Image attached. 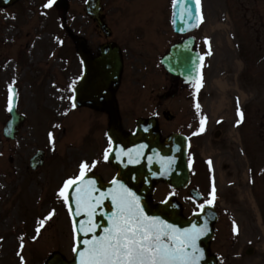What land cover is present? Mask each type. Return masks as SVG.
Here are the masks:
<instances>
[{"label":"rangeland","instance_id":"rangeland-1","mask_svg":"<svg viewBox=\"0 0 264 264\" xmlns=\"http://www.w3.org/2000/svg\"><path fill=\"white\" fill-rule=\"evenodd\" d=\"M26 1L32 4L35 1L41 3V0ZM68 1L72 8L73 0ZM77 1L81 4L82 0H75V4ZM27 2L14 4L11 6L13 8L11 11L6 9L4 11L0 8V94L3 91L2 87L7 94L9 86H15L19 91L20 101H22L21 110L31 117L33 122V125L26 124L27 126L20 129L17 141L7 140L2 134L5 121L2 113L7 106V96L6 98L0 97V264H25V260L32 264H39V262L44 264L53 251H60L69 258L73 255L71 218L63 198L58 195L61 188L59 176V173H62L61 170L57 169L56 172L49 175L33 173L31 179L23 178L21 175L19 182L16 181L17 175L15 176L17 170L12 171V166L18 167L19 162L25 159H20L21 157L33 154L41 144L39 135H45L43 130H46L44 131L46 133L54 130L55 121L58 119L56 116L47 119L46 108L41 104L38 106L34 101V98L37 97V87L32 89L29 83L37 84L42 80L38 86L45 87L48 82H53L65 87L64 75L69 76L67 80L70 81V74L73 73V70L72 73L71 70H65V66L68 65L65 59L57 61L60 68L63 66L61 70L64 74L60 72L56 64L57 58L63 57L67 50L64 51V47H60V12L58 15L56 14L59 10L56 11L54 7H51L47 11L43 6L45 7L48 2H45L43 6H28ZM148 4L144 0H111L108 10L111 20H142L146 22V20L156 17L153 7ZM21 6L26 7L30 16L34 14L32 20H29V13L27 14V11L24 10L14 19L15 23L7 21L13 13H18ZM156 7L160 11L159 7ZM213 11L214 7L210 14L212 20H206V31L211 35L209 42L212 52L208 55L209 60L200 97L195 99L193 91L196 90L192 89L184 91L175 101L173 99L156 100L159 101V111H168L173 114V120L170 123H166L164 116H161L163 124L169 126L167 129H177L187 134L193 142L192 150L200 160V163L194 167L197 176H200L199 178L194 174L195 184L199 186L200 190L202 186L206 193L203 190L201 192L205 195L208 194L207 199H210V192L206 191L210 185L207 179L210 178L213 184L214 178L216 187L214 204L220 210H224L222 224L227 228L233 222L243 225V232L246 231V235L250 236L252 244L255 245L259 241L257 244L258 253L253 254L251 258L256 264H263L256 254L261 253L264 259V223L261 222L255 203L256 197L253 194L256 185L251 186L250 161L254 160L255 153L258 160L264 161V20L257 19L252 14H249L247 19L243 13L239 12L236 16H239L241 21L226 20L231 24L230 38L227 30L224 31L216 27L221 20H215L217 16ZM71 14L72 10L68 11V20H72ZM223 15H226V10ZM161 21L169 22V20ZM226 21L223 22L226 24ZM8 24L14 25V34L18 33L14 37L9 35L13 41H9L4 34ZM228 29H230V25ZM232 40L236 47H233ZM135 42L137 41H134L131 48L137 50L139 54L144 51L143 47L139 48V45L144 43L148 45V50H158L157 48H159L157 42L152 43L145 40L140 44ZM236 50L238 55H236ZM10 59L15 62L13 72L7 67ZM132 72L133 77L138 73L133 70ZM42 74H44L43 78ZM147 78L149 84L145 85L144 89L139 85V90L136 93L141 112H143L144 104L148 103L147 106H150V102L154 103L152 98H155L156 92L159 91V88L156 87L162 84L159 82L156 85V77L153 74ZM217 79L228 81L234 92H232V97L231 93L226 94L230 108L215 116L210 105L213 102L217 103L223 96L215 83ZM27 84L29 85L27 86ZM59 86L54 87V90L56 89L55 91L59 93L57 95L59 103L65 106L69 93L67 87L60 88ZM239 88L246 92L244 99L239 97ZM44 98L45 96L40 95L36 101H42ZM233 98L237 101V108L233 105ZM196 103L200 104L199 110L195 107ZM52 108L55 112L62 109L58 105ZM153 108L150 106V112L153 111ZM33 110L36 113H33ZM67 110L66 108L62 110L60 118L63 120V125L57 127L59 143L56 142L55 146L59 148L76 144L75 139L78 134L87 128L85 122H82L80 126L73 125V120L81 115L66 114ZM239 111L243 112L242 120L238 114ZM201 115L207 117L205 131L202 133L199 132ZM238 120L241 121L239 124H237ZM40 131L42 133H39ZM82 144L79 145L78 150ZM23 151L27 152L23 153ZM9 156H13L14 163L9 161ZM209 160L212 161L211 165L208 163ZM46 169L49 170V166L45 168V172H47ZM13 179L15 184L12 196L7 201ZM38 181L41 187L37 184ZM260 181L263 182V179ZM170 194L177 197L185 214L199 209V205L191 200L188 190H173L165 184L157 186L153 199L154 201L164 200ZM262 202L264 206V199ZM53 210L54 214L51 219H45ZM41 220L45 221L43 227H40ZM38 227L40 228L39 233H37ZM23 230L27 235L29 232V236H25L22 233ZM19 232H21L20 241ZM21 237L25 246L22 249L19 245ZM233 242V245H237L236 241L233 240ZM222 244L228 245V241L222 242ZM17 256L18 258H16ZM21 256L23 260H21ZM19 259L20 261H18Z\"/></svg>","mask_w":264,"mask_h":264},{"label":"snow or ice","instance_id":"snow-or-ice-1","mask_svg":"<svg viewBox=\"0 0 264 264\" xmlns=\"http://www.w3.org/2000/svg\"><path fill=\"white\" fill-rule=\"evenodd\" d=\"M53 3L54 0H48L45 7L50 8ZM175 5L176 0H174L173 7ZM196 8L199 12L200 0H196ZM182 11L191 16L190 7H186ZM181 18L183 19V16ZM195 19L201 21L202 14L197 15ZM209 54H211L210 51ZM199 59L203 61L204 57L201 56ZM191 79L198 92L203 84L202 75L199 78L194 76ZM9 88L8 107L11 111V85ZM195 107L199 110L200 104L196 103ZM238 114L242 120L243 112L239 111ZM206 120L207 117H202L200 120V133L205 131ZM240 122L238 120L237 124ZM49 136L51 138L52 134L49 133ZM144 147L146 146L140 145L136 149L128 151L121 148L116 153V159L119 160L121 156H126L129 164L138 163L141 149ZM103 159L105 161L109 159L108 150H105ZM171 162L172 158H167L166 162L165 158H161V163H166V166H170ZM96 163L94 161L91 167H95ZM208 163L211 165L212 161L209 160ZM89 170L88 162L82 161L79 164V174L66 179L58 193L72 213L73 229L77 238L81 233L85 237H89L83 239L84 247L79 251V264H201L204 250L199 246L198 241L208 231L206 221L203 225L192 223L190 227H181L160 216L150 215L145 211L141 197L125 183L114 178L111 181L112 186L102 191L97 186V181L88 177ZM70 188L74 190V207L69 203L68 191ZM209 195L211 198L199 205L201 210L205 205H212L215 201L214 178ZM106 201H110V211L104 210ZM53 214L54 210L45 219H51ZM98 215L106 217V223H100L97 219ZM44 222V220L40 221V227H43ZM233 223L235 224V222ZM98 230H101L100 234H97ZM235 230L238 231V228ZM39 231L38 227L37 233ZM20 247L21 249L24 247L22 237ZM21 260H23L22 256Z\"/></svg>","mask_w":264,"mask_h":264},{"label":"flooded vegetation","instance_id":"flooded-vegetation-1","mask_svg":"<svg viewBox=\"0 0 264 264\" xmlns=\"http://www.w3.org/2000/svg\"><path fill=\"white\" fill-rule=\"evenodd\" d=\"M170 1L173 2V0ZM232 1L235 3V5L237 4L244 9H249L251 2L254 0ZM101 2L104 4L105 1L103 0ZM164 2H166V0H152V4L154 6H158L159 4ZM212 2L213 0H202L204 13H206L207 7H211ZM103 4L102 10H104L103 7H105ZM102 19V21L111 30L110 37H108L102 31L101 25L92 17L91 20H84L80 14L75 15L71 27L76 36L82 37L84 39L86 48L89 50L92 57H97L100 54V48L104 45L114 43L119 47L118 53H113L114 57H120L123 64L120 80L114 92L113 101L115 103V106H112L111 103H109L104 105L102 109L95 108V106L86 105L74 107L73 116L81 115L74 121V125L80 126L82 122H85L88 124L89 130L88 135L83 139L82 150L74 153L71 160L73 161V164L76 163L78 167L82 161H87L90 166L89 172H97L103 177L109 178L113 170L111 171L112 168L109 162L103 159L105 150L109 149V141L105 138L106 128L107 126H109L110 122H113L114 120H119L122 125L126 127L125 122L127 120H130L131 118H134V116L140 110V105L137 102V97L134 96L136 92L134 90V87L132 86V84H135L136 81L133 80L132 76L129 74V70L131 69L133 71L141 72L142 70H157L158 67L160 69V65L159 63H157L158 60L156 61V50H148V45H145L144 43L141 46L139 45V48L143 47L144 50L139 54L137 50H134L131 47L133 46L135 40H145L155 43L156 39L154 37V31L159 29L160 24L157 23L156 20H146V22L140 20L139 22L134 21L129 23L125 22L124 20H108L107 15L104 11L102 14ZM126 26H130L133 30H135V33L133 35L128 34ZM201 28H203V30L205 31V24L202 23V25L192 33L176 34L174 33V31H172L170 34V36L172 37L171 45L181 43L185 39L193 37L194 45L192 49L198 51L201 54H205L207 42L202 37V33L200 35ZM203 34H205V32H203ZM135 43L138 44L140 42ZM72 45L73 48L71 55L74 60L75 69L74 80L72 84V91L74 94V89L79 81L80 76L82 75L83 63L78 55L77 44L75 42H72ZM128 48H130V50H128ZM178 85L182 88L181 79L166 74V84L164 88V92L166 95H164V97L174 98L176 95V86ZM92 100H94V98H92ZM101 102L107 103V100H101ZM146 109H148L147 106ZM143 110H145V108H143ZM116 112L118 113L117 117L115 115ZM94 161L97 163L95 164V167H91ZM233 228H235V226H233ZM214 230L215 236L213 239V243L217 241L225 242L228 238H230V234L226 226L218 224L214 227ZM232 236L244 245L251 239L250 236L246 235V231H235ZM230 243L232 244L233 242L230 241L228 244ZM231 247L232 246L224 245L222 248L216 251V247L214 244L213 252L218 256V264H256L253 258L247 257L245 255H241L238 258L229 256L232 251ZM236 251H238V249ZM240 253H247L246 248L243 247L240 250Z\"/></svg>","mask_w":264,"mask_h":264},{"label":"water","instance_id":"water-1","mask_svg":"<svg viewBox=\"0 0 264 264\" xmlns=\"http://www.w3.org/2000/svg\"><path fill=\"white\" fill-rule=\"evenodd\" d=\"M5 2V0H0ZM164 63L169 65L168 56L165 58ZM186 66L193 68V62H189V60L185 63ZM185 73V72H183ZM193 75L195 73H192ZM183 75V74H182ZM139 123L138 134L134 137L131 136H124L123 134L121 137H117V141L123 143L125 146H129L132 144H136L137 142L144 141L147 143V146L150 148L149 152H153L156 156L150 159L148 162L143 161L142 165H139L135 168L132 167V164H127L126 174L123 177L126 182L130 183V179L135 177L138 179L137 186L135 185L137 191H148V193L152 190V185L154 181L163 178L164 180L173 183V185L177 186H184L188 182V172L187 167L184 161L185 151L184 146L182 144V152L179 156L182 158V163L180 162L179 165L173 164L170 168L165 164L161 163V158H165V162L167 158H169L170 148L172 140L168 138L165 142H160L159 133L155 127V123H152V128L147 126L146 128L149 131L143 130V127ZM13 130V129H11ZM7 134V131H6ZM8 136H11L9 134ZM182 137H178L181 139ZM123 139V141H122ZM182 171V175L178 176V174ZM150 184L149 186L147 185ZM147 187V188H146ZM141 203L145 206V211L148 212L150 215H157L163 219L168 220L170 223L178 224L179 226L183 227L186 224H189L191 221H195L196 224L201 225L202 219L201 215H197L195 218L191 219H184L180 213L181 208L179 205H175V200H172L167 205H160L158 207H154L151 203L146 199L141 201ZM70 204L74 207V199L70 200ZM110 208V201H106L104 208ZM202 242H205L202 240ZM47 264H79V259L75 262L67 263V261L61 256L60 254H55Z\"/></svg>","mask_w":264,"mask_h":264},{"label":"bare ground","instance_id":"bare-ground-1","mask_svg":"<svg viewBox=\"0 0 264 264\" xmlns=\"http://www.w3.org/2000/svg\"><path fill=\"white\" fill-rule=\"evenodd\" d=\"M224 27H225V25H222V24H219L217 26V28H224ZM215 83L218 86L219 90H221V92L223 93L222 98H220L217 103L213 102L210 105V107L213 111V114L216 116V115H219L221 113H224L226 110H228L230 108L226 94L231 93V97H232L233 96L232 92H234V90L229 85L228 81H223V80L217 79V80H215ZM238 92L240 93L239 97L244 99L246 96V93L240 89L238 90ZM233 105H234V107L237 108V101L234 98H233Z\"/></svg>","mask_w":264,"mask_h":264}]
</instances>
